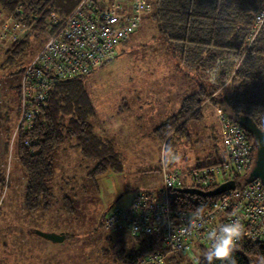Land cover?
<instances>
[{
  "label": "rangeland",
  "instance_id": "obj_1",
  "mask_svg": "<svg viewBox=\"0 0 264 264\" xmlns=\"http://www.w3.org/2000/svg\"><path fill=\"white\" fill-rule=\"evenodd\" d=\"M111 1L129 7L131 0H107ZM51 27L49 18L44 24L27 23L14 33L2 35L0 31L1 152L19 118L15 89L20 70L43 48ZM17 40H25L26 45L18 49ZM165 44L155 24L144 17L132 39L118 46L115 59L84 77L89 103L81 110L93 133L118 155L119 169L91 175L99 160L85 156L75 139L66 140L55 153L50 206L28 210L26 177L16 147L9 168V152L0 154L6 165L5 185L0 183V264H124L117 251L131 249L136 238L125 227L106 230L103 220L111 210L128 207L138 193L159 188L161 142L153 129L198 88ZM202 104L206 116L190 120L192 140L176 139L179 166L184 170L224 158L215 104ZM180 184L183 188L191 185L189 176L184 175ZM65 197L72 201L71 212L64 206ZM38 231L66 237L53 241ZM195 252L194 248L193 252L170 253L167 264H195ZM251 263L259 264L257 259Z\"/></svg>",
  "mask_w": 264,
  "mask_h": 264
},
{
  "label": "trees",
  "instance_id": "obj_2",
  "mask_svg": "<svg viewBox=\"0 0 264 264\" xmlns=\"http://www.w3.org/2000/svg\"><path fill=\"white\" fill-rule=\"evenodd\" d=\"M80 1L0 0V10L11 14L20 6L27 19L37 16V22L44 24L52 12L66 16ZM150 5V12L143 16L155 24L161 38L167 43L166 49L178 58L179 63L186 68V74L198 82V88L182 98L179 109L153 129L160 142L171 131L170 146L177 145L176 139H191L193 127L191 129L190 120L201 117L200 104L218 89L210 83L208 72L219 59L226 56L242 57V60L231 81L211 98L212 103L221 105L230 119L238 121V115H249L264 129V25L250 42L253 23L264 7V0H152ZM14 44L18 49L26 45L25 40H17ZM23 68L20 70L21 77ZM228 69V66L222 69L223 79ZM86 75L58 81L46 104L41 105V112L36 116L33 128L29 131L21 130L17 135L16 154L26 177L24 195L28 210L47 209L50 206L52 191L49 183L55 172V153L66 140L75 139L85 156L99 160L90 172L91 175H102L110 168H120L118 155L112 153L111 147L93 133L91 123L81 110L89 103L83 83ZM19 90L20 84L15 89L18 97ZM12 133L7 136L2 152L0 144V154L3 156L8 155ZM28 138L31 140L30 145L25 144ZM220 160L217 157L208 164ZM5 166L0 159L2 185L6 181ZM245 176L236 177L238 185L244 183ZM175 195L178 205L200 210L217 198L180 192H175ZM65 201L66 210L73 211L71 199L65 197ZM2 203L3 197L0 198V209ZM135 238L136 245L131 249L123 247L117 251V258L124 264H138L142 256L166 251L157 234ZM206 251L201 250L195 264H207L203 255ZM232 259L235 264H252L253 259L261 264L264 260V243L240 239ZM213 264H229V261L215 260Z\"/></svg>",
  "mask_w": 264,
  "mask_h": 264
},
{
  "label": "built area",
  "instance_id": "obj_3",
  "mask_svg": "<svg viewBox=\"0 0 264 264\" xmlns=\"http://www.w3.org/2000/svg\"><path fill=\"white\" fill-rule=\"evenodd\" d=\"M147 0H131L130 6L118 1L81 0L73 11L60 16L52 12V27L43 48L22 69L19 90L20 116L9 142L8 168L15 151L19 131L33 128L41 105L61 80L83 76L117 55L118 46L129 40L137 30L145 13L150 12ZM38 17L27 19L20 6L15 12L5 14L0 10V31L18 30ZM27 22V23H26ZM264 25V7L255 17L250 42ZM250 42L248 44H250ZM242 57H225L216 62L209 74L210 83L217 86L211 98L232 79ZM228 66L226 78L222 69ZM217 69L219 71L217 72ZM215 77L216 82L211 79ZM220 125V138L224 158L218 163L197 165L184 170L179 166L180 150L170 146L169 132L161 141V184L158 189L138 193L126 208L111 210L103 220L106 230L127 228L135 237L157 234L166 251H156L142 256L138 264H167L170 253L193 252L195 262L202 249L208 250L211 242L208 232L232 221L243 226L242 239L264 243V182L257 178L243 185H236L215 196L205 209H192L176 203L174 187L188 175V187L212 190L219 184L247 175L254 166L257 143L240 123L228 117L221 105H214ZM30 145L31 140H25Z\"/></svg>",
  "mask_w": 264,
  "mask_h": 264
},
{
  "label": "water",
  "instance_id": "obj_4",
  "mask_svg": "<svg viewBox=\"0 0 264 264\" xmlns=\"http://www.w3.org/2000/svg\"><path fill=\"white\" fill-rule=\"evenodd\" d=\"M238 123L247 130L250 134L253 135L257 143L256 158L253 168L250 172L244 177L243 181L250 182L254 179H261L264 182V129L260 128L258 124L249 116V115H238ZM242 184V185H243ZM237 182L235 179L227 180L219 184L216 188L212 190H202L195 187H174V191L180 193H191L203 197H214L222 192L235 188ZM39 234L43 235L45 238L53 241H62L65 239L66 235L64 233L54 234L38 231Z\"/></svg>",
  "mask_w": 264,
  "mask_h": 264
},
{
  "label": "clouds",
  "instance_id": "obj_5",
  "mask_svg": "<svg viewBox=\"0 0 264 264\" xmlns=\"http://www.w3.org/2000/svg\"><path fill=\"white\" fill-rule=\"evenodd\" d=\"M219 69H217V72ZM215 83V77L211 79ZM244 235L243 226L239 221L222 224L208 232L207 239L211 242V247L203 254L207 264H213L215 260L229 261V264H235L232 259L236 250L237 242ZM264 264V260L261 261Z\"/></svg>",
  "mask_w": 264,
  "mask_h": 264
},
{
  "label": "crops",
  "instance_id": "obj_6",
  "mask_svg": "<svg viewBox=\"0 0 264 264\" xmlns=\"http://www.w3.org/2000/svg\"><path fill=\"white\" fill-rule=\"evenodd\" d=\"M130 40H131V39H130ZM130 40H129V41H130ZM218 92H219V91H218ZM206 100H207V98H206ZM206 100H204L205 103H207ZM201 104H202V103H201ZM201 104H200V107H201ZM202 105H203V104H202ZM207 113H208V112H207ZM204 116H206V114H204V112L202 111V107H201V118H203ZM218 123H219V122H218ZM190 138H191V140H192V137H191V136H190ZM182 139L185 140L184 137H183ZM196 139H197V138H196ZM191 142H192V141H191ZM159 167H160V165H159Z\"/></svg>",
  "mask_w": 264,
  "mask_h": 264
},
{
  "label": "bare ground",
  "instance_id": "obj_7",
  "mask_svg": "<svg viewBox=\"0 0 264 264\" xmlns=\"http://www.w3.org/2000/svg\"><path fill=\"white\" fill-rule=\"evenodd\" d=\"M237 181V180H236Z\"/></svg>",
  "mask_w": 264,
  "mask_h": 264
}]
</instances>
